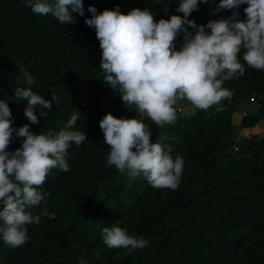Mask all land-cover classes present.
Here are the masks:
<instances>
[{
	"label": "trees",
	"instance_id": "trees-1",
	"mask_svg": "<svg viewBox=\"0 0 264 264\" xmlns=\"http://www.w3.org/2000/svg\"><path fill=\"white\" fill-rule=\"evenodd\" d=\"M178 2L83 0L84 16L72 13L76 22L62 25L51 15L33 13L25 0H0V100L8 104L12 127L29 124L33 133H55L79 109L76 124L67 130L86 134L80 146L68 149L70 171L52 169L39 189L50 194L46 207L55 219L42 217L39 224L27 225L29 239L18 248L0 239V264H80L82 258L84 264H264V131L240 139L235 134L236 128L264 121V70L248 66L243 49L238 59L244 74L222 85L233 92L231 99L178 114L174 125L155 130L143 118L151 140L170 147L173 159L184 160L177 189L153 188L142 176L130 180L106 163L109 145L99 120L105 113L141 118L103 82L99 41L84 23L91 17L88 7L98 12L118 8L125 14L147 8L159 20L182 16L176 12ZM218 3H199L188 18L206 25L230 16L231 9L214 11ZM246 6H239L241 20ZM182 40L181 34L177 50ZM18 65L33 76V85L23 81ZM17 87H30L49 100L54 95L59 104L52 101L47 117L39 116L46 109H37L39 124H30L23 114L27 102L14 96ZM251 95L255 106L235 125L234 112ZM18 147L14 132L8 151ZM42 207L43 201L33 213ZM113 225L148 240V246L109 249L102 228Z\"/></svg>",
	"mask_w": 264,
	"mask_h": 264
},
{
	"label": "clouds",
	"instance_id": "clouds-1",
	"mask_svg": "<svg viewBox=\"0 0 264 264\" xmlns=\"http://www.w3.org/2000/svg\"><path fill=\"white\" fill-rule=\"evenodd\" d=\"M199 3L209 0H179L176 12L183 15L159 20L147 8H133L125 14L118 8L98 12L90 5L91 17L84 18L99 41L103 82L141 118L105 113L99 120L104 142L109 145L106 163L130 180L142 176L156 189L178 188L184 160L179 155L173 159L170 147L151 140L143 118L163 128L177 122L180 101L207 110L231 99L233 92L222 85L244 74L245 67L238 59L242 49L248 66L264 70V0H219L214 11L231 9V15L209 20L206 25L188 18ZM25 4L33 13L51 15L62 25L76 22L72 13L84 16L83 0H25ZM242 4L247 5L243 20L238 18ZM181 34L182 44L177 50L175 42ZM19 71L27 85L34 84L28 71L23 67ZM14 96L27 102L23 114L33 125L39 124L37 109H46L39 116L47 117L52 101L59 104L58 97L45 99L30 87L15 88ZM80 114L79 109L73 112L58 132L33 133L29 124L14 129L8 104L0 100V239L7 246L18 248L28 241L27 225L39 224L42 217L55 219V213L46 207L45 198L50 194L39 189L52 169L70 171L68 149L86 139L85 132L67 130ZM14 132L20 147L8 151ZM42 201L45 207L34 214L32 210ZM102 239L109 249H143L149 243L116 225L103 227ZM80 264H84L83 258Z\"/></svg>",
	"mask_w": 264,
	"mask_h": 264
},
{
	"label": "crops",
	"instance_id": "crops-1",
	"mask_svg": "<svg viewBox=\"0 0 264 264\" xmlns=\"http://www.w3.org/2000/svg\"><path fill=\"white\" fill-rule=\"evenodd\" d=\"M239 108L241 109V113H237V111H235L232 116V121L235 125L239 124L241 117L248 111L246 108H243L242 105H239L237 107V109ZM263 131H264V121L260 120L258 123H256V125L252 127L236 128L235 134L237 136V139H240V138L248 137L250 135H255V134L260 135L263 133Z\"/></svg>",
	"mask_w": 264,
	"mask_h": 264
},
{
	"label": "rangeland",
	"instance_id": "rangeland-1",
	"mask_svg": "<svg viewBox=\"0 0 264 264\" xmlns=\"http://www.w3.org/2000/svg\"><path fill=\"white\" fill-rule=\"evenodd\" d=\"M251 96H253L255 98L254 95H251ZM254 102H255V99H254V101H250V99L248 97V99L242 101L240 104L243 106V108H246L247 110H250V109H252L255 106ZM220 104H223V101ZM218 105H213L210 108H214V107H216ZM176 108H177V115L178 114H181V115L182 114H187V113L191 112L194 109V107L189 102H187L186 100L185 101H180L177 104ZM236 111H237V113H241V109L240 108L237 109ZM167 126L168 125H165L164 127H167ZM155 128L158 129V128H161V127H158V126L154 125V130H155Z\"/></svg>",
	"mask_w": 264,
	"mask_h": 264
},
{
	"label": "built area",
	"instance_id": "built-area-1",
	"mask_svg": "<svg viewBox=\"0 0 264 264\" xmlns=\"http://www.w3.org/2000/svg\"><path fill=\"white\" fill-rule=\"evenodd\" d=\"M249 99H250V101H254V97H253V96H250ZM233 148H234L235 150L237 149L236 146H234Z\"/></svg>",
	"mask_w": 264,
	"mask_h": 264
}]
</instances>
